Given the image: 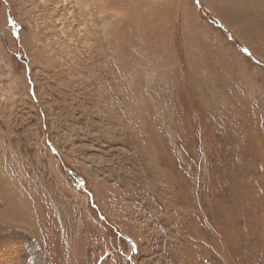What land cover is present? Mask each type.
<instances>
[{"label": "rangeland", "instance_id": "374dc122", "mask_svg": "<svg viewBox=\"0 0 264 264\" xmlns=\"http://www.w3.org/2000/svg\"><path fill=\"white\" fill-rule=\"evenodd\" d=\"M0 264H264V0H0Z\"/></svg>", "mask_w": 264, "mask_h": 264}]
</instances>
